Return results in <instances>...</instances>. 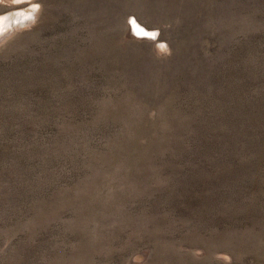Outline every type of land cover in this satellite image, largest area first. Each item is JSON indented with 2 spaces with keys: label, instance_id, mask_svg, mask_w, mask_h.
<instances>
[{
  "label": "rangeland",
  "instance_id": "374dc122",
  "mask_svg": "<svg viewBox=\"0 0 264 264\" xmlns=\"http://www.w3.org/2000/svg\"><path fill=\"white\" fill-rule=\"evenodd\" d=\"M0 264H264V0H0Z\"/></svg>",
  "mask_w": 264,
  "mask_h": 264
},
{
  "label": "bare ground",
  "instance_id": "6f19581e",
  "mask_svg": "<svg viewBox=\"0 0 264 264\" xmlns=\"http://www.w3.org/2000/svg\"><path fill=\"white\" fill-rule=\"evenodd\" d=\"M18 16V14H17ZM2 21V20H1ZM10 23V22H9ZM201 25V24H200ZM198 27V26H197ZM132 31H134L135 33H137L138 35H150V36H154V34L152 35L151 33H148L146 31H144L141 27H135L134 25H132ZM133 34V32H132ZM131 35V34H130ZM135 35V34H134ZM132 36V35H131ZM3 38V37H2ZM149 79V78H148Z\"/></svg>",
  "mask_w": 264,
  "mask_h": 264
},
{
  "label": "snow or ice",
  "instance_id": "6c2138e0",
  "mask_svg": "<svg viewBox=\"0 0 264 264\" xmlns=\"http://www.w3.org/2000/svg\"><path fill=\"white\" fill-rule=\"evenodd\" d=\"M134 23V22H133Z\"/></svg>",
  "mask_w": 264,
  "mask_h": 264
}]
</instances>
